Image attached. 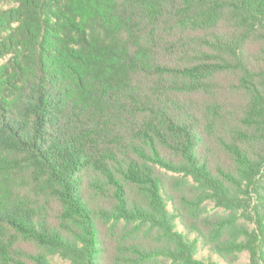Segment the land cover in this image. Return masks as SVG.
I'll list each match as a JSON object with an SVG mask.
<instances>
[{"label":"trees","instance_id":"trees-1","mask_svg":"<svg viewBox=\"0 0 264 264\" xmlns=\"http://www.w3.org/2000/svg\"><path fill=\"white\" fill-rule=\"evenodd\" d=\"M199 242L264 264V0H0V264Z\"/></svg>","mask_w":264,"mask_h":264},{"label":"rangeland","instance_id":"rangeland-1","mask_svg":"<svg viewBox=\"0 0 264 264\" xmlns=\"http://www.w3.org/2000/svg\"><path fill=\"white\" fill-rule=\"evenodd\" d=\"M208 205V209L211 212H215V211H221L222 209L220 208H216L215 207V203L213 201H210L207 203ZM181 230H184V228L182 226H180ZM194 236L191 235L190 238H193ZM197 256L199 258H202L206 261L208 260H216V261H220L221 264H247L249 262V256L247 253H241L239 254V257L237 258V260L234 263H227L224 262L215 252H213L208 246H206L203 242H199L198 243V252H197ZM54 261L56 262V264H74L71 260L64 258L60 255H55L54 256Z\"/></svg>","mask_w":264,"mask_h":264}]
</instances>
